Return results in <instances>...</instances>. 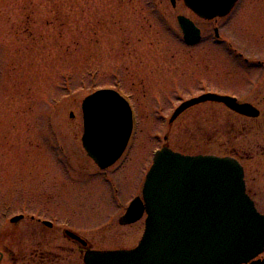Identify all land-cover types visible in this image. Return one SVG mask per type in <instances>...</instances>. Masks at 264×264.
<instances>
[{
    "label": "rangeland",
    "instance_id": "rangeland-1",
    "mask_svg": "<svg viewBox=\"0 0 264 264\" xmlns=\"http://www.w3.org/2000/svg\"><path fill=\"white\" fill-rule=\"evenodd\" d=\"M174 1L0 0V225L5 240L17 236L21 253L46 246L56 262L83 264L94 249L135 247L144 218L121 225L118 207L141 196L154 153L219 154V133L242 124L214 103L170 123L205 79L235 89L254 76L212 45L213 24ZM179 16L201 30L193 48L183 41ZM218 23L226 45L264 54V0H240ZM104 89L128 100L134 128L124 155L101 171L82 148L81 104ZM245 167L264 172V159ZM257 201L264 214V196ZM33 214L52 228L29 221ZM19 215L27 217L10 225ZM66 229L87 246L68 241Z\"/></svg>",
    "mask_w": 264,
    "mask_h": 264
},
{
    "label": "water",
    "instance_id": "water-1",
    "mask_svg": "<svg viewBox=\"0 0 264 264\" xmlns=\"http://www.w3.org/2000/svg\"><path fill=\"white\" fill-rule=\"evenodd\" d=\"M200 17L229 13L236 0H184ZM185 39L194 44L199 31L178 19ZM207 101L225 104L235 112L254 116L234 100L205 95L182 104L172 123L186 109ZM82 144L102 170L124 153L132 133L128 103L111 90L98 91L82 103ZM73 117V116H72ZM242 171L236 161L217 157H185L163 148L154 157L143 190L145 205L134 202L120 223L147 214L139 246L130 252H90L87 264H244L264 247V217L244 193ZM140 202V201H139ZM21 217L14 221H19ZM67 235L79 239L72 233ZM98 264V263H97ZM264 264V263H253Z\"/></svg>",
    "mask_w": 264,
    "mask_h": 264
},
{
    "label": "flooded vegetation",
    "instance_id": "flooded-vegetation-1",
    "mask_svg": "<svg viewBox=\"0 0 264 264\" xmlns=\"http://www.w3.org/2000/svg\"><path fill=\"white\" fill-rule=\"evenodd\" d=\"M239 1L240 0H238L235 7L238 5ZM175 3L176 2L174 0H171L172 7L175 6ZM232 11L224 17H216L210 21L202 20L200 18L198 19L204 21L205 23L213 24V29L210 35V41L212 45L221 48L223 53L225 55H228L229 58H231L232 61L236 64V66L241 69V72H243V70L250 73L253 72L254 76L252 75L251 78L243 79L244 83H239L235 89L227 88L221 85H214L205 79L203 81L204 88H202L200 92L192 96L191 99L198 98L202 95L215 94L219 96L235 98L240 105L249 104L255 108L256 115L252 117L232 112L231 110L224 107L240 120L238 123L241 122L242 124H237V127L235 126L236 128H232V130L230 131H228L229 129H225L219 133L220 136L218 135V137L219 139L221 138V149L223 151H220L219 154L215 155L221 158L229 157L235 159L241 165L243 170L245 194L250 198L257 212L264 215L262 213L263 210L260 207L259 202L257 201L258 196H264V172L256 169L254 172L248 173L245 167L246 163L255 162L260 164V159H264V142H261V139H263L264 137V106L262 103V107L254 103L255 101H264V54L256 53L255 55L248 56L244 54L245 51L242 48L238 46L235 47L231 44H225V39H223L222 27L218 25V20L227 18L232 14ZM187 47L193 48L195 46ZM239 141L242 143L241 147L240 145H237V142ZM131 201L132 199L126 200V202L123 203V205L121 204L118 209L120 211H126V208ZM14 217L16 216H12L9 219V222L11 223L10 225L20 224V222L26 219L27 216H24L21 221L12 223L11 219ZM42 219H40V216L36 217L34 214L29 216V221H31L32 223H38L45 228L51 229L52 227H47V225L45 224L49 221ZM67 230L68 229L64 230L63 234L68 241L76 244V246H81L82 248L87 246L85 240L82 239V237L79 239L69 237L67 235ZM2 235L3 232L0 225V264H18L19 260L25 261L24 264H72L68 261H63L60 263L56 262L57 260L52 259V255L46 248V246H44V250L41 252H30L27 251V249H24V251L21 253L19 243L16 241L17 236H13L11 241H8L5 240V237ZM92 251L98 250L94 249ZM81 261L83 264H85V256L82 257ZM251 262H264V251ZM251 262L248 264H251Z\"/></svg>",
    "mask_w": 264,
    "mask_h": 264
}]
</instances>
